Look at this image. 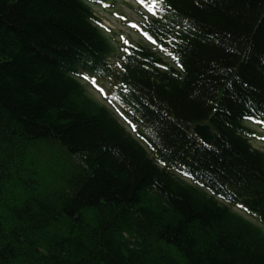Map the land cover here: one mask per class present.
Listing matches in <instances>:
<instances>
[{
  "label": "trees",
  "instance_id": "obj_1",
  "mask_svg": "<svg viewBox=\"0 0 264 264\" xmlns=\"http://www.w3.org/2000/svg\"><path fill=\"white\" fill-rule=\"evenodd\" d=\"M103 1L0 0V264H264V0H149L116 65Z\"/></svg>",
  "mask_w": 264,
  "mask_h": 264
},
{
  "label": "rangeland",
  "instance_id": "obj_2",
  "mask_svg": "<svg viewBox=\"0 0 264 264\" xmlns=\"http://www.w3.org/2000/svg\"><path fill=\"white\" fill-rule=\"evenodd\" d=\"M140 1L146 9H148L149 11H153L152 5L148 3V0ZM138 5L141 6L138 0H109L105 8L94 7V5L88 4L89 7H94V13L101 17L103 25L111 31V33H104L107 34V37L109 38L115 52H117V49L120 48L121 39H125L127 42L133 45H146V40L139 33L140 21H142L140 13L142 10L138 7ZM114 61L116 60L113 58L112 62ZM167 63L169 62L167 61ZM83 83L85 84L87 93L91 97L99 101L101 104H104L106 107L109 106L106 102L107 99H105L108 95V86L106 85V83H95L98 88L102 89L103 94L99 93L97 90H93L89 84L85 82ZM109 109L115 114L119 122L131 133V131L133 130L129 126H127V124L118 116V114L115 112L116 109H113L111 107ZM243 125L256 131L257 139H252L250 143L255 149L261 151L264 154V131L260 130L257 126L249 121L243 122ZM132 135L135 137V134ZM261 229L264 231V227L261 226Z\"/></svg>",
  "mask_w": 264,
  "mask_h": 264
},
{
  "label": "water",
  "instance_id": "obj_3",
  "mask_svg": "<svg viewBox=\"0 0 264 264\" xmlns=\"http://www.w3.org/2000/svg\"><path fill=\"white\" fill-rule=\"evenodd\" d=\"M195 132L200 136V139L206 143V144H210L212 139H213V136L209 130L208 127L206 126H197L195 128Z\"/></svg>",
  "mask_w": 264,
  "mask_h": 264
},
{
  "label": "snow or ice",
  "instance_id": "obj_4",
  "mask_svg": "<svg viewBox=\"0 0 264 264\" xmlns=\"http://www.w3.org/2000/svg\"><path fill=\"white\" fill-rule=\"evenodd\" d=\"M87 79V77H85ZM238 207H243L242 205H238Z\"/></svg>",
  "mask_w": 264,
  "mask_h": 264
},
{
  "label": "bare ground",
  "instance_id": "obj_5",
  "mask_svg": "<svg viewBox=\"0 0 264 264\" xmlns=\"http://www.w3.org/2000/svg\"><path fill=\"white\" fill-rule=\"evenodd\" d=\"M195 127H196V126H195ZM195 127H194V128H195Z\"/></svg>",
  "mask_w": 264,
  "mask_h": 264
}]
</instances>
